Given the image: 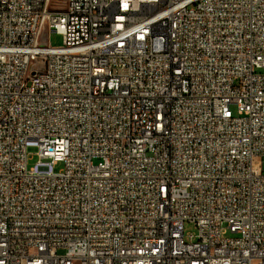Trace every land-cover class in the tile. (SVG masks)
<instances>
[{"label":"built area","instance_id":"built-area-1","mask_svg":"<svg viewBox=\"0 0 264 264\" xmlns=\"http://www.w3.org/2000/svg\"><path fill=\"white\" fill-rule=\"evenodd\" d=\"M63 1L0 0V264H264V0Z\"/></svg>","mask_w":264,"mask_h":264},{"label":"rangeland","instance_id":"rangeland-1","mask_svg":"<svg viewBox=\"0 0 264 264\" xmlns=\"http://www.w3.org/2000/svg\"><path fill=\"white\" fill-rule=\"evenodd\" d=\"M62 40L63 38L60 33L51 32L49 35V43L53 46L62 44ZM35 151H36L35 147H29L28 152L30 153L29 154L30 158L28 160V166H32L38 158L37 155L34 154ZM62 166H63L62 162L57 163L54 167L55 171L59 170ZM184 231L185 233L195 232L196 228L192 223L186 222L184 225Z\"/></svg>","mask_w":264,"mask_h":264},{"label":"bare ground","instance_id":"bare-ground-1","mask_svg":"<svg viewBox=\"0 0 264 264\" xmlns=\"http://www.w3.org/2000/svg\"><path fill=\"white\" fill-rule=\"evenodd\" d=\"M63 8L71 9V0H64ZM24 97H31V88H24Z\"/></svg>","mask_w":264,"mask_h":264}]
</instances>
